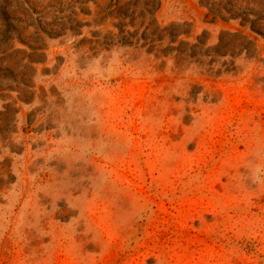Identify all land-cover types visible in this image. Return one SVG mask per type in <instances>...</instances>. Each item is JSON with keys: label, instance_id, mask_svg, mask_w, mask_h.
<instances>
[{"label": "rangeland", "instance_id": "rangeland-1", "mask_svg": "<svg viewBox=\"0 0 264 264\" xmlns=\"http://www.w3.org/2000/svg\"><path fill=\"white\" fill-rule=\"evenodd\" d=\"M7 2L0 264H264V0Z\"/></svg>", "mask_w": 264, "mask_h": 264}, {"label": "trees", "instance_id": "trees-1", "mask_svg": "<svg viewBox=\"0 0 264 264\" xmlns=\"http://www.w3.org/2000/svg\"><path fill=\"white\" fill-rule=\"evenodd\" d=\"M6 4H8V2H7V0H0V7H2V6H4V5H6ZM113 5H115V4H113ZM112 5V6H113ZM157 9V6L155 7V6H153V10H156ZM7 13H6V11L5 10H0V17H1V19H3L5 22L7 21ZM6 72H9L8 70H3V71H0V76L1 75H3V76H6L7 75V73ZM14 120H10V123L11 122H13ZM4 176L1 174L0 175V182L3 180L2 178H3Z\"/></svg>", "mask_w": 264, "mask_h": 264}]
</instances>
